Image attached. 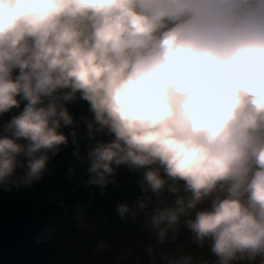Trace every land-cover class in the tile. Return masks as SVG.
Returning <instances> with one entry per match:
<instances>
[{
	"label": "clouds",
	"instance_id": "9594fccd",
	"mask_svg": "<svg viewBox=\"0 0 264 264\" xmlns=\"http://www.w3.org/2000/svg\"><path fill=\"white\" fill-rule=\"evenodd\" d=\"M0 121L4 190L71 146L100 195L135 177L145 264H264V0H0Z\"/></svg>",
	"mask_w": 264,
	"mask_h": 264
},
{
	"label": "water",
	"instance_id": "95a60500",
	"mask_svg": "<svg viewBox=\"0 0 264 264\" xmlns=\"http://www.w3.org/2000/svg\"><path fill=\"white\" fill-rule=\"evenodd\" d=\"M72 109L79 115L88 112V105L80 102ZM75 163L70 146L52 162L53 174L35 187L12 191L0 187V264H145V234L115 212L122 199L134 195L135 177L122 169L120 186L100 195L83 185L79 165L70 177L68 169ZM81 202L89 204L91 227H79L75 219ZM49 220H55L58 231L41 242ZM181 242L191 244L187 234Z\"/></svg>",
	"mask_w": 264,
	"mask_h": 264
}]
</instances>
